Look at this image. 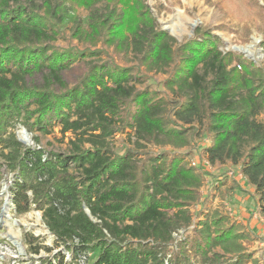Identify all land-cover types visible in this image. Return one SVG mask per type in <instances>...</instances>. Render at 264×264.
<instances>
[{
  "label": "trees",
  "instance_id": "obj_1",
  "mask_svg": "<svg viewBox=\"0 0 264 264\" xmlns=\"http://www.w3.org/2000/svg\"><path fill=\"white\" fill-rule=\"evenodd\" d=\"M75 7L89 13L80 18ZM220 43L199 28L177 43L145 0H0V180L4 171L12 175L16 214L40 211L55 246L71 253L68 263L61 251L53 261L257 263L246 250V223L203 210L208 172L188 154L164 150L201 143L208 165L237 167L264 216V121L257 119L264 68L241 59L239 68L232 65L234 54ZM128 54L135 65L115 58ZM75 63L82 69L69 84L64 73ZM151 72L166 77L138 89ZM16 124L36 133L35 146L9 131ZM55 128L71 134L66 153L38 145L37 135ZM125 131L132 147L115 152L109 139ZM191 224L193 233L184 234ZM24 242L33 253L51 251L30 233Z\"/></svg>",
  "mask_w": 264,
  "mask_h": 264
},
{
  "label": "rangeland",
  "instance_id": "obj_2",
  "mask_svg": "<svg viewBox=\"0 0 264 264\" xmlns=\"http://www.w3.org/2000/svg\"><path fill=\"white\" fill-rule=\"evenodd\" d=\"M145 2L159 27L173 36L177 43L193 37L197 28L206 30L221 40L220 49L223 52L234 54L232 65L238 67V59H241L244 62L252 61L255 65L264 68V0H145ZM96 7L102 9L103 3H98ZM75 12L80 18H84L89 13L83 7H75ZM133 21L134 17L130 14L128 25ZM72 44L81 46L76 40H73ZM57 45L63 46L64 41L59 40ZM108 50L112 51L111 48ZM115 58L122 65L126 62L129 65L137 63L131 54ZM102 59L106 57L103 56ZM81 69V65L75 63L64 73L69 84L74 82ZM148 77L146 83L136 84L138 89H142L146 84L158 85L165 79L166 74L151 72L148 73ZM160 90L172 98L168 91L162 88ZM257 119L264 121V112ZM9 131L13 132L19 141L22 140L23 144L36 145L34 139L36 133L28 132L21 124H16ZM129 134L130 131L116 133L109 139V144L115 152H122L126 147H132ZM37 136L38 145L46 150L60 153L69 150L70 133L62 136L59 129L55 128L51 134ZM201 146L200 143L194 149L165 147L164 150L171 155L188 154L191 164L200 165L208 172L203 193L208 192L209 202L203 210L227 211L235 220L246 223L248 229L252 231L251 239L245 242L246 250L251 254L252 259L257 260L256 264H264V216L256 210L253 188L243 183L237 167L220 163L208 165L199 153ZM147 150L157 152L160 148L149 145ZM0 162H2L1 157ZM221 177L225 180L220 189H211L212 186L217 185L216 179ZM11 180L12 175L4 171V177L0 180V264H48L46 259L57 264L52 256L58 251L64 254L66 263L70 262L71 253L63 246H55V238L46 228L40 211L32 207L26 213L16 214L8 190ZM233 182L237 187L233 186ZM191 211H194V207ZM193 221L196 222V218H193ZM194 227L195 224H191L184 234L193 233ZM26 233L38 237V243L51 248V251L40 249L38 253H33L24 242ZM88 263V256L85 255L74 262V264ZM247 264L252 263L248 261Z\"/></svg>",
  "mask_w": 264,
  "mask_h": 264
},
{
  "label": "water",
  "instance_id": "obj_3",
  "mask_svg": "<svg viewBox=\"0 0 264 264\" xmlns=\"http://www.w3.org/2000/svg\"><path fill=\"white\" fill-rule=\"evenodd\" d=\"M21 142H23L22 140H20Z\"/></svg>",
  "mask_w": 264,
  "mask_h": 264
},
{
  "label": "built area",
  "instance_id": "obj_4",
  "mask_svg": "<svg viewBox=\"0 0 264 264\" xmlns=\"http://www.w3.org/2000/svg\"><path fill=\"white\" fill-rule=\"evenodd\" d=\"M238 67H240V66L238 65Z\"/></svg>",
  "mask_w": 264,
  "mask_h": 264
}]
</instances>
